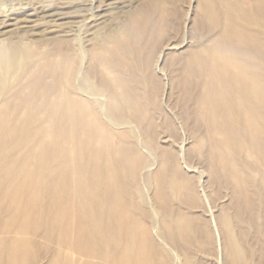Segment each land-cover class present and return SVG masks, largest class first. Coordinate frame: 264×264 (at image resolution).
I'll use <instances>...</instances> for the list:
<instances>
[{
	"label": "rangeland",
	"instance_id": "rangeland-1",
	"mask_svg": "<svg viewBox=\"0 0 264 264\" xmlns=\"http://www.w3.org/2000/svg\"><path fill=\"white\" fill-rule=\"evenodd\" d=\"M114 1L118 7L110 3ZM135 15L139 20L129 28L132 36L127 39L135 51L128 61L121 59L124 92L121 108L115 111L100 75L86 73L92 60L84 36H96L94 29L104 19L109 27ZM12 31L34 49L54 48L66 54L73 43L79 45L81 80L104 108L108 106L98 114L110 130L111 143L121 148L117 156L122 159L108 174L101 153L93 159L100 168L92 171L94 163H86L92 157L84 150L89 127L74 126V117L65 111H31L26 103L18 110L22 100L13 95L15 87L10 95L1 92L0 264H264V240H258L252 225L258 210L264 224V138L258 129H264V115L259 116L262 121L258 118L260 126L241 132L236 124V132L230 133L238 153L225 154V167L240 159L242 183L259 192L252 202L237 200L225 182L235 179L227 175L231 167L222 170L228 161L220 164L214 143L224 137L225 128L211 134L205 115H219L221 109L198 115V102L187 99L184 84L186 63L200 49V36L215 31L223 44L252 50L249 70L260 61L264 85V0H0V40ZM64 57L57 53L54 59L60 62ZM25 84L23 79L18 87ZM229 96L227 103L234 107ZM233 109L223 112L232 114L231 124L237 117ZM19 115L24 122L16 123ZM86 116L81 113L82 118L96 120L95 114ZM12 125L15 129L8 131ZM112 128L116 132L111 133ZM123 210L131 214L132 225L147 227L146 231L126 236L115 229ZM228 241L236 247L235 260L224 249Z\"/></svg>",
	"mask_w": 264,
	"mask_h": 264
},
{
	"label": "bare ground",
	"instance_id": "bare-ground-1",
	"mask_svg": "<svg viewBox=\"0 0 264 264\" xmlns=\"http://www.w3.org/2000/svg\"><path fill=\"white\" fill-rule=\"evenodd\" d=\"M110 3L117 5L119 2L116 3V1H114ZM106 20L104 19L103 21L98 22V24L99 23L100 24L98 25L97 28H95L96 30L94 29V35L96 34V36H94L93 38L89 36L91 32L85 33L84 47L87 50V55L90 54V58L92 60V64L88 66L86 73L87 74L95 73L97 75H100L101 78L100 81H102L103 87L106 89L108 95H110L111 97V104L109 107H111V109H114L115 111H118L121 108L119 102L121 101L120 94L124 92L120 90L123 89L122 84L125 82L123 78L121 79V74H122L121 65L123 64V63L121 64V59L127 60L128 57L129 58L131 57V52L133 53V51H135V49H131V48L129 49L127 39H129L131 35V31L129 28H132L134 27L135 24H137L139 17L135 15L132 16V18H130L129 20L125 19L126 22L121 23L120 25L119 24L117 25L116 23H112L109 24V27H106L104 24ZM28 21H32V20L30 19ZM96 23L97 22L95 21L93 25L96 26ZM118 23H120V21ZM59 31L62 32L61 30ZM214 32L215 31H209L208 34H202V36H200L199 40L200 41L202 40L200 44L201 45L200 49L195 51L194 53L192 52L193 55H192V59H190L191 61L189 62L187 61L188 63H186L187 65L185 67L186 74L184 76L185 77L184 84L186 87L185 96L187 97V99L189 96H190L189 98L195 97L198 102L197 103L198 106L196 107V111L198 115L199 113L205 114L206 113L205 110H208L210 112V111H214V109L215 110L221 109L219 115L220 117L223 115L225 117L222 118V120H220L221 119L220 117H218L220 119L216 117L219 116L218 114L212 116L211 114L215 113L216 111L213 113L205 114L208 118L211 134L217 132L218 130L220 133L221 131L220 129L222 127L225 128L223 130L224 137H220L219 138L220 140L216 139L218 138L216 137L215 138L216 140H214L215 147L217 148L220 154L219 159L221 160L219 161L220 164H222L223 162H226L225 161L227 155L226 153H228L229 151L232 152L233 150H235L233 152L238 153L237 150L232 146L234 145L233 144L234 139L232 138L233 134L230 133L236 132L235 128L237 127L242 132L244 130H250V128L253 127L255 124L259 125L258 118L261 120V117L259 116L264 115V104L262 101L264 95V87H263L264 85L262 79L263 77L262 71L259 67L260 61L258 59L260 57H258L257 59V61L259 62H257L256 65L251 66L252 71L249 70L250 64L248 61V55L251 54L252 50L246 47H240V46L236 47L230 43L223 44L222 38L218 39L219 38L218 34H217V38L214 37L213 35L215 34L216 36V33L218 32L216 33ZM13 33L14 31H12V34ZM14 34L6 37L4 39L5 41L0 40V93L9 91L8 95H10V91H13L12 86H14L15 91L13 95H17V98L22 100L21 105L17 107L18 110H20L21 106L26 103V105L29 106L31 111L43 110L42 112L47 113V112H54L57 110V113L61 111L68 112L71 118L74 117L75 119L73 120L72 118V122L74 126L79 128L89 127L90 129L89 135L86 136L84 140V143L88 145L86 149L84 147V150L86 152V155L88 154V157L91 155L92 159L90 158V160H87L86 163L87 162L88 164L94 163L93 159L95 160L97 156H100L101 153H103V155L106 156L105 164L103 165L104 171H106V173L108 174L111 172H115L116 168L114 166H117L122 159L119 158V155L117 156V152L118 150L119 151L122 150L121 148L119 149V147L117 150V147L113 143H111L109 139L110 130L105 125L106 124L105 122H104L105 124L102 123V119L99 117L98 114L99 109L100 111L101 110L104 111V109L107 108L108 106L104 108L103 106L104 103L100 101V98L90 90V87L87 85V83L85 82L83 83L81 80L80 77L81 74H79V64H80L79 53H78L79 45L77 43L76 44L73 43L69 48V50L66 52V54H63L64 52H61L62 50L60 49H54V48H48L46 50L34 49L35 46L32 47L31 44H28L27 43L28 40L22 41L19 38H17ZM64 36H66V34ZM139 37L140 36H138V38ZM213 37L216 38V40H213L212 39ZM91 39H93L92 43H91ZM13 41H20V42L16 44ZM64 41L65 40L63 39L59 40V43L61 42L63 43ZM56 52L65 55L62 61L59 62L54 59L55 55L57 54ZM43 59L45 61H43ZM22 60L25 61V63L23 62V64L21 65L20 61ZM44 62H48L49 64L47 63L46 65ZM50 64H52L51 68H50ZM19 68H22L21 72H19L18 70ZM110 73L113 74L112 76L113 79L111 78L112 80L110 79V77H108ZM17 78L19 79L18 83H14L13 81ZM23 79L27 81V84L20 85V87H18L19 82L21 83ZM85 80H87V78L84 79V81ZM248 82L249 83L253 82L255 86L251 87L248 84ZM219 92L226 96L231 95V97L230 96L229 97L234 105V107L232 106L231 107L232 109L234 108L236 111L235 115L233 114V116L234 117L237 116L234 118L235 121L233 118H231L233 120L232 124L230 122L231 121L230 116H232V114L230 115L227 113L230 110L232 111V109L226 108L227 106L231 108L230 102L227 103V100L229 98L227 99L226 96L220 94ZM222 98L226 101V103L225 101H223ZM225 104L226 105L229 104V105L225 106L224 108ZM1 108H2V104H1ZM224 109L226 111L228 109L229 111L227 112L225 111L226 113L224 114L223 113ZM221 111L223 115L221 114ZM81 113L85 115L87 114L86 117H88L89 113L95 114L96 120L93 119L94 121H90L87 118L86 119L82 118ZM231 113H233V111ZM202 116L204 117V115ZM22 118L23 116L19 115V119L16 123L24 122L25 120L24 118L23 119ZM59 118L60 117L57 114V120ZM48 119L49 118H47V121ZM52 119L54 118L52 117ZM52 119H50V122L53 121ZM55 122L58 124V121L55 120ZM13 125L9 127L8 131H12L13 129H15ZM41 125L43 126L42 123ZM44 125H46V123ZM108 126L110 127V125ZM103 127L105 129H103ZM49 128L52 129V126H49ZM261 128H262L261 126L258 127L259 132L261 134L260 137L263 140L264 129ZM113 131L116 132L113 129L111 133ZM101 132L103 134L102 136H100ZM61 134L62 132L59 134L60 137L62 136ZM65 134L70 135L69 132H66ZM245 134H243V136H245ZM120 136L122 137L121 132H120ZM92 151H94L95 154H93ZM96 152L98 154H96ZM226 160L228 161V163L227 162L223 163L224 166H221L223 168L222 170L224 171H226V169H224L225 164L229 165V160L228 159ZM236 160H237L235 161L236 164L230 166L231 168L228 166L230 169L228 167H225L229 169L228 172L229 174L227 175L233 176L235 178L234 179L235 181L231 180L232 181L231 183L229 181V178H226L225 182L227 183V186L233 188L234 196L237 200L244 197L248 201L252 202V198L254 197V195L259 192L253 190L251 192L249 189H247V187L244 186V184L242 183L243 175H244L243 167L241 166L242 162L240 161V159H236ZM220 164L218 163V165ZM94 165L95 163L91 166L92 171H96L97 169L99 170L100 168L99 165L98 166H94ZM211 166L213 171L216 172L217 177H219V175H221V171L217 166V164ZM117 168L121 171L123 170V167L121 166H118ZM120 174H122V172ZM233 183L235 184L232 186ZM116 185L118 184L115 183V186ZM56 186L57 185H55V187ZM110 187L113 186L110 185ZM117 213L118 211L115 214ZM118 217L120 219L119 226L115 225L114 228L118 229L120 233L122 232L121 234L123 235L125 234L127 236L131 232L134 234V230L137 231L140 230V232L142 231L144 233L146 231L145 229H147V227H144L142 230V226L136 227L135 223L134 225H132L133 224L132 222L134 221L131 222L130 220L131 214L127 211L124 210L121 211ZM262 217H263L262 211L258 210L254 213L252 220V225L257 228L256 235H258L259 238L258 240L260 241L264 240V224ZM224 241L225 240H222V242ZM228 242L222 244L223 246L225 245L224 249L228 254L229 258L235 260L234 258L236 257V249H235L236 247H234L233 244H230V242L228 244ZM233 263H235V261Z\"/></svg>",
	"mask_w": 264,
	"mask_h": 264
}]
</instances>
